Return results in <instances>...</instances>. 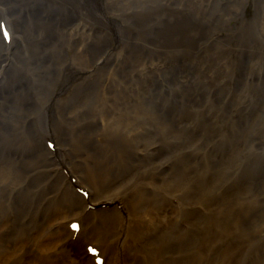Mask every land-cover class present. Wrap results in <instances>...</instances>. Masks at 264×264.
Here are the masks:
<instances>
[{
  "label": "bare ground",
  "instance_id": "bare-ground-1",
  "mask_svg": "<svg viewBox=\"0 0 264 264\" xmlns=\"http://www.w3.org/2000/svg\"><path fill=\"white\" fill-rule=\"evenodd\" d=\"M99 1L0 0V264H264V3Z\"/></svg>",
  "mask_w": 264,
  "mask_h": 264
},
{
  "label": "rangeland",
  "instance_id": "rangeland-1",
  "mask_svg": "<svg viewBox=\"0 0 264 264\" xmlns=\"http://www.w3.org/2000/svg\"><path fill=\"white\" fill-rule=\"evenodd\" d=\"M114 0H110V7L109 8H111V2H113ZM165 1V0H164ZM252 1V0H251ZM100 2V1H99ZM124 2H126V3H129L130 2V0H124ZM101 4H100V6L101 7H103L104 8V11H105V13H106V15H110V16H113V17H116L118 14H116V13H118V12H121L122 11V9L121 8H118L117 10H115V11H113L112 9H107L108 8V3H109V0H102L101 2H100ZM133 3V2H132ZM132 3H129V5L131 6L130 7V9L128 8V10H133V12L132 13H127V11L128 10H125V12H126V14H124L123 16L124 17H149V14L151 13V7L150 8H147V10H148V14H143V15H140L139 14V11L140 10H142V9H144V8H139V7H132ZM262 3H264V0H262ZM125 6V5H124ZM156 6H159V4L158 3H156L155 5H154V7H156ZM153 7V8H154ZM157 8V7H156ZM106 9V10H105ZM151 16V15H150ZM245 16H247V17H264V4H263V9H262V11H260L259 10V8H257V9H255V7H254V5H253V3H250L249 5H247V7H246V10H245ZM129 19H131V18H129ZM141 24H140V22H139V24H138V26H134V28L133 27H130L131 28V32H133V33H131L130 32V35H136L139 31L138 30H136L135 29V27H139ZM138 29H140V28H138Z\"/></svg>",
  "mask_w": 264,
  "mask_h": 264
},
{
  "label": "snow or ice",
  "instance_id": "snow-or-ice-1",
  "mask_svg": "<svg viewBox=\"0 0 264 264\" xmlns=\"http://www.w3.org/2000/svg\"><path fill=\"white\" fill-rule=\"evenodd\" d=\"M74 227H75V225H74Z\"/></svg>",
  "mask_w": 264,
  "mask_h": 264
}]
</instances>
